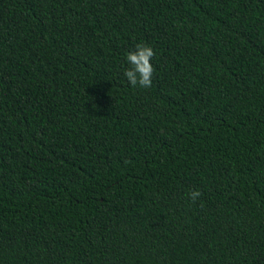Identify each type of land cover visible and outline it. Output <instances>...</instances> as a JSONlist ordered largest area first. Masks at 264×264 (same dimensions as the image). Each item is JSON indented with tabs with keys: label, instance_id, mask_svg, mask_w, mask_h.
I'll use <instances>...</instances> for the list:
<instances>
[{
	"label": "trees",
	"instance_id": "16d2710c",
	"mask_svg": "<svg viewBox=\"0 0 264 264\" xmlns=\"http://www.w3.org/2000/svg\"><path fill=\"white\" fill-rule=\"evenodd\" d=\"M0 264H264V0H0Z\"/></svg>",
	"mask_w": 264,
	"mask_h": 264
},
{
	"label": "clouds",
	"instance_id": "9594fccd",
	"mask_svg": "<svg viewBox=\"0 0 264 264\" xmlns=\"http://www.w3.org/2000/svg\"><path fill=\"white\" fill-rule=\"evenodd\" d=\"M155 52L153 48L145 43H138L134 51L126 55V60L130 67L125 70V77L132 86L149 88L152 84L154 68L151 63ZM201 196L199 190H192L189 198L195 202Z\"/></svg>",
	"mask_w": 264,
	"mask_h": 264
}]
</instances>
